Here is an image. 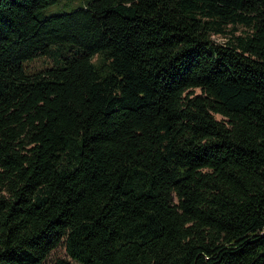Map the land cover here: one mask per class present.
Masks as SVG:
<instances>
[{
  "label": "trees",
  "instance_id": "trees-1",
  "mask_svg": "<svg viewBox=\"0 0 264 264\" xmlns=\"http://www.w3.org/2000/svg\"><path fill=\"white\" fill-rule=\"evenodd\" d=\"M78 1L0 0V264H264V0Z\"/></svg>",
  "mask_w": 264,
  "mask_h": 264
},
{
  "label": "rangeland",
  "instance_id": "rangeland-1",
  "mask_svg": "<svg viewBox=\"0 0 264 264\" xmlns=\"http://www.w3.org/2000/svg\"><path fill=\"white\" fill-rule=\"evenodd\" d=\"M80 5L81 2L78 0H58L56 4L48 6L45 11L47 13H62V11L64 10L69 11L71 9L79 7ZM227 29L228 33L223 35H213V39L218 43H225L230 37L242 34L244 31L247 30V28L244 26H237L235 28L229 26ZM50 64V59L45 56H40L27 63L28 67L34 70L43 69L49 66ZM57 259H68L66 252L62 246H58L56 249H54L49 255V257L43 262V264H55Z\"/></svg>",
  "mask_w": 264,
  "mask_h": 264
}]
</instances>
